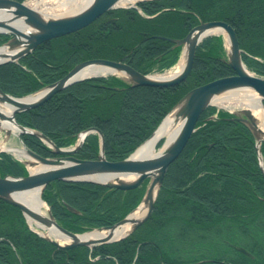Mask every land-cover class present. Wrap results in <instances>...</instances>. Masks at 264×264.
Returning <instances> with one entry per match:
<instances>
[{
  "label": "trees",
  "instance_id": "16d2710c",
  "mask_svg": "<svg viewBox=\"0 0 264 264\" xmlns=\"http://www.w3.org/2000/svg\"><path fill=\"white\" fill-rule=\"evenodd\" d=\"M208 21L230 24L243 62L264 77V0H145L138 8L107 11L84 29L0 65V89L23 97L95 58L123 61L144 74L161 72L182 52V46L168 38H183ZM8 39L0 34V45ZM225 60L224 37L208 36L196 48L189 76L178 85L132 87L119 76L89 78L17 113L16 120L59 147L73 145L81 131L96 127L104 137L106 159L123 160L189 90L232 75ZM230 117L214 106L205 109L168 167L150 217L120 241L57 247L29 228L19 208L0 199V264H264V177L255 138L245 124ZM21 139L36 153L51 156L39 138L23 134ZM99 148L98 134L90 133L75 157L95 159ZM261 151L264 161V144ZM27 174L23 163L0 152L1 177ZM144 191L145 185L125 191L55 180L41 197L63 228L83 233L120 221L135 209Z\"/></svg>",
  "mask_w": 264,
  "mask_h": 264
},
{
  "label": "water",
  "instance_id": "95a60500",
  "mask_svg": "<svg viewBox=\"0 0 264 264\" xmlns=\"http://www.w3.org/2000/svg\"><path fill=\"white\" fill-rule=\"evenodd\" d=\"M141 1L145 0H138L136 3ZM120 2L121 0H89L82 9L74 14L53 18L27 6L24 2H19L17 0H0V34L9 36V39L0 46V48H5L6 50L5 52H0V65L18 61L44 42L71 34L89 26L101 15L111 9L126 7L120 5ZM134 6L136 5H128V7ZM213 29L220 30V33H224L226 36L227 60H225V63L234 71V74L212 80L192 88L184 94L148 138L150 139L155 135L169 114L173 115L175 121L180 120L182 122L175 136L168 143H165V140L160 147L161 151L154 156L136 159L133 157V154L138 149L137 148L123 160L109 161L104 155L103 134L96 127H91L79 133L78 142L74 146L59 147L47 135L38 130L24 127L16 120L17 113L43 104L54 94L64 90L70 85L91 77L102 76H82L80 74L81 71L90 65H103L109 67L113 72L108 74L122 76L132 87L150 86L164 88L178 85L184 82L191 72L198 44L206 36L216 34L212 33ZM170 41L174 43L175 46H183L182 59H184V65L181 71L173 77L164 78L143 74L122 61L97 58L76 64L59 80L43 87L33 94L21 98L14 97L0 89V103H10L14 105V110L10 119L13 120L19 128V132L16 133V135L19 137L20 143L27 154V159L21 160V162H23L26 167L39 163L47 166L46 169L33 173L28 170L26 176L0 177V199L18 207L25 217L27 224L29 225L30 221L34 222L35 226L38 227L41 232L50 228H55L60 233V238H63L65 242L61 243L56 237L44 235L34 230L39 236L51 242L53 245L62 248H73L76 246L93 247L100 244L117 242L128 236L151 215L154 202L168 167L183 151L190 136L195 130L198 119L204 110L213 104L212 99L215 96L228 91L249 89L256 92L261 101L264 102V78L256 76L247 70L241 58V50L239 48L236 33L228 23L223 21L202 22L194 26L184 38L170 39ZM27 98L30 99L27 100ZM239 114H242L244 117H240ZM234 115V119L246 124L255 137L259 166L264 177V162L260 149L261 143H264V132L258 126L256 118L253 116L250 109H241L235 112ZM0 117L5 118L1 111ZM1 132H5L7 135L12 133L5 130H0V133ZM91 132H97L100 136L101 144L97 158L81 159L75 157L74 154L80 149L86 135ZM23 134H29L39 138L49 148L52 156L45 157L31 150L20 139V136ZM1 151L11 152L9 148L5 149L0 147V152ZM128 177L134 178L132 180H125V178ZM55 180L93 182L108 188L125 191L135 189L141 186L145 181L147 184L141 202L132 212L111 226L98 227L91 230L106 231L105 236L98 239H82L80 238L81 235L91 231L73 233L63 228L55 220L49 207H47L46 214H42L32 209L21 198V195L24 193L39 189V196L41 199V194L46 185ZM41 201L43 200L41 199ZM142 205L146 207L144 215L140 218L130 217L131 214ZM67 208L74 213H78L76 209L69 205ZM126 224H130L129 229L126 233L120 235L118 230ZM237 248L244 254L251 255L245 248Z\"/></svg>",
  "mask_w": 264,
  "mask_h": 264
},
{
  "label": "bare ground",
  "instance_id": "6f19581e",
  "mask_svg": "<svg viewBox=\"0 0 264 264\" xmlns=\"http://www.w3.org/2000/svg\"><path fill=\"white\" fill-rule=\"evenodd\" d=\"M89 0H53V3L49 2V0H31L27 2V5L31 8H34L44 15L48 17H63L66 16L64 14H74L78 12L80 9H82L86 3ZM138 0H121L119 3L120 5H128V4H135ZM39 7V9H38ZM55 9H61L63 12L60 13V15L53 16L51 14L53 10ZM220 32V30L213 29L212 33ZM5 48H0V52H5ZM184 65V59H181L177 66L172 69L171 71L166 72V74L163 75H155L157 77H173L177 75ZM113 70L109 67H105L103 65H90L85 67L81 71L82 76H91V75H106L108 73H112ZM30 98H27V100ZM212 103L217 105L218 107L226 108L229 110H235L236 108L244 107L251 110L254 117L257 119L260 129L264 132V106L261 103V99L259 95L254 92L253 90L249 89H239V90H233L228 91L225 95H218L215 96L212 99ZM14 110V105L10 103H0V111L4 114L5 118L0 117V130H5L12 133H18L19 128L17 125L13 122V120L10 119V116L12 115V112ZM182 122L175 121L172 114H169L155 135L148 139L145 143H143L133 154L134 158H143V157H149L154 156L160 150H156V145L159 139L166 140L165 143H168L178 132ZM165 145V144H164ZM2 146V145H1ZM1 148H9V150L15 154L18 158L22 160L27 159V154L23 147H7L2 146ZM31 160V159H30ZM47 166L39 163L33 166H29V170L31 173L46 169ZM134 177H128L125 178V180H132ZM39 189H35L32 191H28L21 195V198L23 201L29 205L32 209L39 211L42 214H45L47 210V206L45 202L41 201L39 196ZM146 211L145 206H141L136 210L134 213L131 214L130 217L132 218H140L144 215ZM30 224L33 225V222L30 221ZM130 224H126L122 226L118 231L120 235H123L126 233V231L129 229ZM44 235L53 236L56 237L60 242H65L63 238H60V233L55 228H50L48 230H45L41 232ZM106 235V231H91L84 235H81L80 238L82 239H98L102 238Z\"/></svg>",
  "mask_w": 264,
  "mask_h": 264
},
{
  "label": "rangeland",
  "instance_id": "374dc122",
  "mask_svg": "<svg viewBox=\"0 0 264 264\" xmlns=\"http://www.w3.org/2000/svg\"><path fill=\"white\" fill-rule=\"evenodd\" d=\"M28 2L31 1V0H27ZM49 2L53 3V0H49ZM39 9V7H38ZM63 11L61 9H55L52 11L53 16H56V15H60V13H62ZM67 16V13L64 14ZM70 15V14H68ZM225 36V34H223ZM225 38V37H224ZM250 71V70H249ZM153 74L156 73V74H159L158 72H152ZM227 92L221 94V95H225ZM7 146V147H22L21 143H20V140H19V137L15 134V133H11L10 135H7L5 132H1L0 133V147L2 146Z\"/></svg>",
  "mask_w": 264,
  "mask_h": 264
}]
</instances>
